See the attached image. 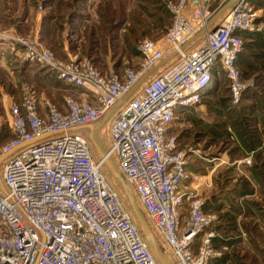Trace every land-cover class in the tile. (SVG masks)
<instances>
[{"label":"built area","instance_id":"1","mask_svg":"<svg viewBox=\"0 0 264 264\" xmlns=\"http://www.w3.org/2000/svg\"><path fill=\"white\" fill-rule=\"evenodd\" d=\"M189 2H167L172 25L159 40L140 41L141 62L122 72L60 58L36 39L24 42L26 58L77 94L57 103L25 86L10 107L11 137L0 144V264H160L109 184L105 160L92 151L88 126L103 120L106 154L160 232L166 259L211 264L217 216L181 190L188 155L173 129L177 113L199 105L221 74L238 98L244 32L261 33L264 23L244 0L211 25L218 9L198 0L187 15Z\"/></svg>","mask_w":264,"mask_h":264},{"label":"rangeland","instance_id":"2","mask_svg":"<svg viewBox=\"0 0 264 264\" xmlns=\"http://www.w3.org/2000/svg\"><path fill=\"white\" fill-rule=\"evenodd\" d=\"M168 1L0 0V144L11 137L9 110L13 103L19 102L25 86L44 93L57 103L66 94H77L73 86L65 85L46 67L26 58L27 46L24 42L36 39L48 46L56 56L63 54L64 43H67L70 52L78 53L74 58L91 60L104 72H122L127 65L137 67L141 62L138 50L140 41L145 38L159 40L172 25L173 16L167 8ZM245 1L248 2V8L257 13V22L264 23V0ZM226 2H221V5L210 3L208 6L212 10L220 9ZM38 20H41V25H37ZM41 32H45L46 36H42ZM244 33L247 37L256 34ZM261 33L264 34V31ZM249 44L254 46L256 42ZM253 46L244 49L239 57L242 61L249 58L251 63L242 66L239 62L243 84L238 98H234L228 80L221 74L205 91L199 105L177 113L173 129L180 147L188 155V164L190 155L201 162L210 163L212 159H217L216 162L221 163L216 169L214 183L218 189H222L223 197L227 198L229 192L234 193L236 185H243L246 175L252 178L256 186L251 185L257 194L253 197L256 201L253 205H260L256 211L261 221L246 217L245 214L242 216L244 220L247 218V222L242 221L240 237L236 240L239 245L231 252L224 251L223 260L227 261L226 264H264V164L251 165L247 161V164L239 165L228 161V153L233 155L235 152L228 136V126L234 112L240 114L236 122L243 129L246 96L259 93L264 98V53L256 52L257 49L251 51ZM247 120L253 123L252 119ZM100 138L105 149L109 145L105 130ZM93 149L98 155L94 145ZM238 155H243L241 150ZM106 172L125 207L133 212L125 189L108 166ZM236 178L237 183H234ZM197 195L204 200L205 205V197ZM141 211L148 219L147 213L143 209ZM221 234L226 235V232L222 231ZM157 244L162 254L168 255L162 240L159 239ZM227 255L233 259L229 260Z\"/></svg>","mask_w":264,"mask_h":264},{"label":"crops","instance_id":"3","mask_svg":"<svg viewBox=\"0 0 264 264\" xmlns=\"http://www.w3.org/2000/svg\"><path fill=\"white\" fill-rule=\"evenodd\" d=\"M206 4H216L224 2L225 0H203ZM220 1V2H219ZM226 4L231 0H226ZM226 4L224 6H226ZM234 4V3H233ZM198 5V0H190L188 4V9L186 14H190L194 10H196ZM219 5V7H220ZM223 6V9L225 8ZM232 6V5H231ZM230 6V7H231ZM229 6L222 10V7L218 9L215 14L217 15L216 20L213 21L214 24L220 22L225 17V14L228 13L230 8ZM41 20L37 21V25H41ZM43 32V31H42ZM41 35L46 36V33H42ZM36 38H39L36 35ZM258 41V43H257ZM253 44L249 43H255ZM62 45V44H61ZM257 49L256 52L261 51L264 53V34L256 33L251 34L250 36H246L244 33V48L243 50H247L248 48ZM63 54L58 56L63 59H70L76 57L75 51H69V47L67 43H64L63 46ZM62 49V48H61ZM244 50V51H245ZM241 55V53H240ZM240 55L238 56V66L240 65H250L251 59L243 60L240 59ZM253 55V54H252ZM240 68V66H239ZM244 118L243 121V129L241 125L236 121L239 118L238 112H234L232 116V122L228 126V136L231 139V147L235 150V152L230 154L228 153V161L232 164L245 165L247 161H250V164H264V98L261 97L259 93H253L247 95L244 100ZM252 119L251 123L247 120ZM236 150H241L243 155H238ZM232 155V156H231ZM191 156V155H190ZM189 156V164H188V172L190 173V177L187 181H185L181 190L187 194H199L203 195L207 202L204 205V211L210 214L216 215L218 218L213 225V230L215 232V237L213 238V247L217 252V255L213 258L211 264H226L227 261L223 260L224 251H230L237 245H239V235L241 230L242 221L247 222V218L242 219V216L245 214L246 217L249 218H257L255 220L261 221V217L259 216V212L257 213V209L260 208V205H253L256 201L253 199L255 197L256 191L251 187L254 185V181L252 178H247L245 176L244 184H238L235 186L234 193H227V198L223 197L224 193L222 189H218L214 183V175L216 169L221 165V163H217V159H212L210 163L201 162L194 156ZM219 160V159H218ZM223 160V159H222ZM221 160V162H223ZM263 160V162H262ZM249 164V163H248ZM202 165V166H200ZM252 177V176H251ZM237 183V178L234 180V183ZM261 182L259 183V187ZM223 195V196H222ZM249 198V199H248ZM247 199V201H246ZM259 200L260 197H258ZM188 208L184 210V214H187ZM222 231L226 232V235L221 234ZM234 235V236H233ZM243 242V239H241ZM228 259L231 260L232 256L227 255ZM233 259V258H232Z\"/></svg>","mask_w":264,"mask_h":264},{"label":"water","instance_id":"4","mask_svg":"<svg viewBox=\"0 0 264 264\" xmlns=\"http://www.w3.org/2000/svg\"><path fill=\"white\" fill-rule=\"evenodd\" d=\"M237 0H231L230 2H228L226 4V6H224L225 8L228 6L233 5V3H235ZM225 8L221 10V12L223 10H225ZM218 14H215L213 16V18L210 21V25L213 24V21L216 20ZM105 120H103L102 122L98 123L97 125H90L88 126L89 130H90V138L91 141L93 143V145L95 146V149L97 150V152L99 153V156L105 160L106 166H108L111 170V172L116 176V178L119 180L120 184L123 186V188L126 191V194L129 197L132 209H133V213L135 215V218L137 219L141 230L143 232V234L145 235L151 250L153 251L155 257L157 258L158 262L160 264H170L166 257L162 254L156 239L153 236V230L151 229L149 223L147 222L146 219H144V217L141 214V210L139 208L137 199L132 191L131 186L129 185V183L127 182V180L125 179L124 175L121 173V171L117 168V166L113 163V161L111 160V158L106 154V151L98 137L97 131L98 129L102 126V123H104Z\"/></svg>","mask_w":264,"mask_h":264},{"label":"bare ground","instance_id":"5","mask_svg":"<svg viewBox=\"0 0 264 264\" xmlns=\"http://www.w3.org/2000/svg\"><path fill=\"white\" fill-rule=\"evenodd\" d=\"M105 123H102V126L98 129V131H97V134H98V137L100 138V134L102 133V131L103 130H105V139L108 141V139H107V135H108V128H107V121H104ZM104 124V125H103ZM97 125V124H96ZM100 141H101V138H100ZM106 142V141H105ZM102 143V142H101ZM91 147H92V151H93V153L95 154V152H94V149H93V144H91ZM95 147V146H94ZM95 156L97 157V156H99V153H98V155L97 154H95ZM111 158V160L113 161V163L117 166V164H116V160H115V158H113V157H110ZM109 168V167H108ZM117 168H118V166H117ZM104 170H105V173H107L106 172V166H104ZM109 170H110V168H109ZM111 171V170H110ZM113 174V173H112ZM114 175V174H113ZM107 176H108V174H107ZM115 176V175H114ZM108 181H109V184L112 186V183H111V181H110V179H109V176H108ZM113 187V186H112ZM114 188V187H113ZM115 189V188H114ZM133 191V190H132ZM133 193H134V191H133ZM119 194V193H118ZM134 195H135V197H136V199H137V202H138V205H139V207H140V209L142 210V208H141V205H140V202H139V200H138V198H137V196H136V194L134 193ZM121 198V197H120ZM122 201V203H124L123 202V200H121ZM126 208L127 209H130L129 207H127L126 206ZM142 212V211H141ZM142 214V216H143V213H141ZM144 217V216H143ZM144 219H146L145 217H144ZM151 227V226H150ZM151 229L153 230V236H154V238L156 239V240H158V238L160 237V232L158 231V230H156V228H152L151 227ZM164 254V253H163ZM167 261H168V259H167ZM169 262V261H168Z\"/></svg>","mask_w":264,"mask_h":264},{"label":"trees","instance_id":"6","mask_svg":"<svg viewBox=\"0 0 264 264\" xmlns=\"http://www.w3.org/2000/svg\"><path fill=\"white\" fill-rule=\"evenodd\" d=\"M203 101V100H202Z\"/></svg>","mask_w":264,"mask_h":264}]
</instances>
